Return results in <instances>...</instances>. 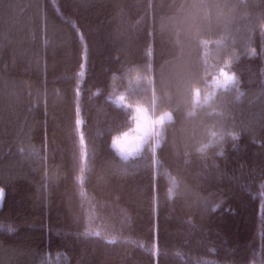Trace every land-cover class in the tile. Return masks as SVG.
I'll use <instances>...</instances> for the list:
<instances>
[{
    "label": "trees",
    "instance_id": "16d2710c",
    "mask_svg": "<svg viewBox=\"0 0 264 264\" xmlns=\"http://www.w3.org/2000/svg\"><path fill=\"white\" fill-rule=\"evenodd\" d=\"M262 32L264 0H0V264H264ZM197 57L237 81L153 105ZM120 95L173 111L154 151L111 146Z\"/></svg>",
    "mask_w": 264,
    "mask_h": 264
},
{
    "label": "snow or ice",
    "instance_id": "6c2138e0",
    "mask_svg": "<svg viewBox=\"0 0 264 264\" xmlns=\"http://www.w3.org/2000/svg\"><path fill=\"white\" fill-rule=\"evenodd\" d=\"M210 31V30H209ZM261 36L264 37V32L261 33ZM210 41L202 40L201 38L198 40V46L200 47L201 44L207 46ZM262 47H264V40H262ZM145 71H151V64H148L145 68ZM83 75V73H81ZM204 77L201 75L200 67L198 65V57L196 59L195 64H190L187 68L186 72L183 74L182 78L178 82L179 87L177 89V94L173 96L171 92L164 91L159 97H156L152 102L153 105L159 101L160 105H168L169 107L175 106L173 111L179 112L181 110V104L184 98L191 99L193 91L199 95L200 89L196 87ZM214 83L227 87L230 83L237 81V76L235 73L229 74L223 67L219 69V75L213 78ZM148 85L152 86V92H155L154 81L153 79H149L147 81ZM166 83L165 78H161V86L163 87ZM241 96L243 93L241 92ZM239 98V97H238ZM207 99V98H206ZM125 97L123 95L116 96L114 102L117 105H124ZM126 107L132 111H134V127H129L128 130L120 131L127 123V117L124 122H122L117 130L115 131V135L112 136L111 139V146L116 148L119 152V155L124 159L127 160L129 156H133L139 153L143 147V145L147 144L149 141L153 140L154 138L157 140L159 144L162 139L165 138L166 128L165 123L166 121L173 120V111H166L161 113L154 118L148 115V110L142 106L136 105L135 107L132 104H127ZM189 116L192 115L191 112L188 113ZM80 121L77 120V124ZM209 135L213 139H222V135L218 134L216 131H212ZM233 139H238L235 133H231ZM83 140V137H81ZM186 147H189L186 145ZM149 159L151 160L152 157L150 156ZM173 185L178 186L177 181L173 179ZM169 199L173 197V191L171 188L168 190ZM5 193L3 189H0V199H3ZM79 223V220L76 221ZM91 218H89V226L85 227L83 232L84 236H100L101 232L93 230L90 226ZM115 238L110 239L108 243H115Z\"/></svg>",
    "mask_w": 264,
    "mask_h": 264
},
{
    "label": "rangeland",
    "instance_id": "374dc122",
    "mask_svg": "<svg viewBox=\"0 0 264 264\" xmlns=\"http://www.w3.org/2000/svg\"><path fill=\"white\" fill-rule=\"evenodd\" d=\"M219 75V70L216 71V73L214 74L213 78L214 77H217ZM231 85V83L229 84ZM228 85V86H229ZM222 88H225L224 86H221V85H218L216 83H214V80L212 79L211 81L207 82L202 89H200V92H199V95L196 94L195 92V101L197 102H201L204 100V98H209L211 95H213L218 89H222ZM124 105H127L126 102L124 101ZM136 105H139V106H142L144 108H146L148 110V115L152 118H154L155 116H158L160 114H154L152 112V110H150L149 107H147L146 105H141V104H135L133 105L134 107ZM134 127V126H133ZM157 145V140L154 138L153 140L149 141L147 144L143 145L141 151L133 156H137L139 154H141L143 152V150L145 149H149V150H152L154 151V148L156 147ZM116 149V148H115ZM117 150V149H116ZM118 152V150H117ZM119 153V152H118ZM129 157H132V156H129ZM0 202H1V199H0Z\"/></svg>",
    "mask_w": 264,
    "mask_h": 264
},
{
    "label": "clouds",
    "instance_id": "9594fccd",
    "mask_svg": "<svg viewBox=\"0 0 264 264\" xmlns=\"http://www.w3.org/2000/svg\"><path fill=\"white\" fill-rule=\"evenodd\" d=\"M216 143V139H208L207 141L200 143L199 146L195 148V153L198 157L203 158L209 154L210 150ZM18 230L19 226L16 225L13 221L0 219V232H6L7 234L11 235Z\"/></svg>",
    "mask_w": 264,
    "mask_h": 264
}]
</instances>
